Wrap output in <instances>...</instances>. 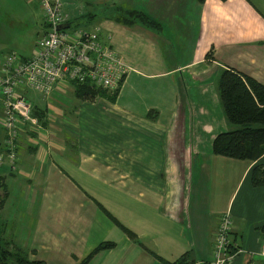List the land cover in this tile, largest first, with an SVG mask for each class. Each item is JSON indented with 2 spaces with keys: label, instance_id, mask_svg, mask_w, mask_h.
<instances>
[{
  "label": "crops",
  "instance_id": "crops-1",
  "mask_svg": "<svg viewBox=\"0 0 264 264\" xmlns=\"http://www.w3.org/2000/svg\"><path fill=\"white\" fill-rule=\"evenodd\" d=\"M107 1L117 14L100 22L99 39L128 72L115 101L98 97L72 108L71 100L61 101L73 88L60 84L39 106L45 124L38 119L40 130L19 139L17 169L8 160L0 164L5 173L0 184L10 194L6 245L47 264H83L104 242L116 246L85 264H164L156 255L173 262L185 252L194 264H212L219 219L229 214L232 244L245 252L228 264H264V234L258 231L264 186L251 184L256 163L216 156L211 149L216 135L234 129L218 99L220 70L232 68L264 85V0ZM132 10L145 13L160 29L126 23ZM63 11L67 22L76 19L64 4ZM184 21H191L188 29ZM4 138L0 133V152ZM257 163L264 165V156ZM18 176L34 184L24 186V198L12 199L8 181L18 187ZM213 178L219 181L217 194L220 187L229 188L214 208L204 204L200 217L199 206L192 205L194 228L188 223V195ZM36 205L43 208L36 212Z\"/></svg>",
  "mask_w": 264,
  "mask_h": 264
},
{
  "label": "built area",
  "instance_id": "built-area-1",
  "mask_svg": "<svg viewBox=\"0 0 264 264\" xmlns=\"http://www.w3.org/2000/svg\"><path fill=\"white\" fill-rule=\"evenodd\" d=\"M41 2L47 34L38 40L33 56L24 58L11 53L0 63L1 125L7 133L0 164L8 160L13 170L18 161L19 139L29 130L41 128L38 118L33 115L28 90L47 98L60 84L89 81L96 89L111 95L120 90L128 72L115 51L100 41L99 28L59 30L60 25L67 23L63 0ZM232 230L230 216L224 214L214 234L212 264L231 263L245 252L232 244Z\"/></svg>",
  "mask_w": 264,
  "mask_h": 264
},
{
  "label": "trees",
  "instance_id": "trees-1",
  "mask_svg": "<svg viewBox=\"0 0 264 264\" xmlns=\"http://www.w3.org/2000/svg\"><path fill=\"white\" fill-rule=\"evenodd\" d=\"M197 1L199 3L204 2V0ZM220 1L224 2L226 0ZM125 19L126 23L134 24L139 22L146 28L160 29L159 24L155 20L138 10L129 11ZM44 23L45 27H47L45 20ZM67 24L71 28L72 23L67 22ZM206 57L211 59L212 52L209 51ZM68 85H72L74 96L79 101H95L98 97L115 101V97L119 92L110 95L105 90L96 89L89 81L83 84L70 81ZM216 86L224 117L230 125L234 126V129L216 135L211 145L212 153L216 156L233 160L255 162L256 164L251 171V184L253 187L264 186V165L257 163L264 156V85L246 74L227 67L220 70ZM33 107V115L45 124V111L37 106L33 105ZM151 116L153 117V113H151ZM100 207L130 239L138 241L137 235L133 231L123 226L101 205ZM258 231L264 234V222L258 226ZM115 246L116 244L112 242L101 243L83 261V264L87 263L98 252L112 249ZM156 257L164 264H194L195 262L191 259L190 252H185L173 262L166 261L157 255ZM0 264L47 263L39 260H30L21 249H10L7 245L4 247L0 243Z\"/></svg>",
  "mask_w": 264,
  "mask_h": 264
},
{
  "label": "rangeland",
  "instance_id": "rangeland-1",
  "mask_svg": "<svg viewBox=\"0 0 264 264\" xmlns=\"http://www.w3.org/2000/svg\"><path fill=\"white\" fill-rule=\"evenodd\" d=\"M140 1H141L139 2L140 4L144 3V0H140ZM63 4L65 6L66 12L70 10L72 13V18H76L74 21H72L71 28L67 29V31L69 32L72 30H93L97 28L100 22H103L105 18H110L111 16H116L117 14L112 9L110 3L107 0H94V2H89L85 0H70L68 3H65V0H63ZM42 5L43 4L41 0H0V63L3 62V60H5V58L11 53H17L18 55L24 58H31L33 56L36 48V44L44 33L45 12L42 8ZM188 16H192V15L189 14ZM184 23H185V28L188 29L189 25L191 24V21L189 23L188 22L186 23V21H184ZM173 44L174 42L172 41V45ZM188 46H189L188 39H185L184 47H188ZM170 52L171 54H174L175 49L171 48ZM184 56L185 54H180V57H184ZM70 86L72 87V85ZM27 94L29 101L34 106L43 107L45 106V104H47L46 100L49 97L44 98L41 94L33 90H28ZM71 94L73 95L72 96L67 95L68 99L62 100L61 102L66 104L72 102L73 104L71 107L73 108L74 106H77L79 100L76 99L73 92ZM67 100H71V102ZM0 133L2 137L5 136L6 138L7 133H5V130L1 126V119H0ZM4 143L5 141L2 144L1 147L2 149L0 154H3L5 152ZM16 169H17V164H16ZM1 174L3 175L5 174L3 169H0V175ZM11 181L12 179L9 180L8 182H10L9 184H10V189L12 191V195H11L12 199L24 198L25 197V195H23L25 190L24 186L28 184L30 185L34 184L33 180L31 181L25 177L21 179L19 176L17 178V181H20V186L18 187L11 186ZM195 182L196 181H194V184ZM218 183L219 181H217L216 178H213V181L208 179L205 183L201 182L197 186L195 187L193 186L191 188V193L188 195V197H190L191 199L190 202L191 207H190V214L188 216V223L193 224L194 228L197 227L198 221L197 218L195 219V217H193L192 215L195 214L192 205L195 203L196 205L199 206V217H200L201 212L206 213L205 205H207L210 208H214L216 206L217 200L219 199L218 196L222 193L220 197H225L229 187L228 186L220 187L221 191L219 194H217L215 186ZM202 184L204 185V187L202 186ZM7 193L9 194L8 188L6 187V185L1 183L0 184V243L4 247L6 246V215H8V211H9V208L6 209ZM41 195H42V191L39 190L38 188V197H40ZM3 203H5L4 206L2 205ZM222 205H223L222 201H219L217 207H221ZM40 207L42 206L36 205L35 211L38 212ZM108 207L112 209L115 208L113 205H108ZM11 210L12 211L16 210L13 201L11 202ZM186 236L188 239L190 234L187 232Z\"/></svg>",
  "mask_w": 264,
  "mask_h": 264
},
{
  "label": "water",
  "instance_id": "water-1",
  "mask_svg": "<svg viewBox=\"0 0 264 264\" xmlns=\"http://www.w3.org/2000/svg\"><path fill=\"white\" fill-rule=\"evenodd\" d=\"M68 28H70V26H69V24H67V23H65V24H62V25H60L59 27H58V29L59 30H65V29H68Z\"/></svg>",
  "mask_w": 264,
  "mask_h": 264
}]
</instances>
